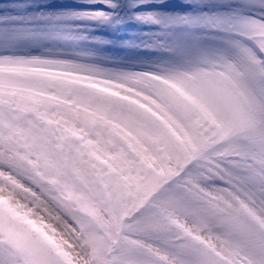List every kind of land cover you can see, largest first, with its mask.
Wrapping results in <instances>:
<instances>
[{"label": "snow or ice", "instance_id": "1", "mask_svg": "<svg viewBox=\"0 0 264 264\" xmlns=\"http://www.w3.org/2000/svg\"><path fill=\"white\" fill-rule=\"evenodd\" d=\"M0 264H264V0H0Z\"/></svg>", "mask_w": 264, "mask_h": 264}]
</instances>
